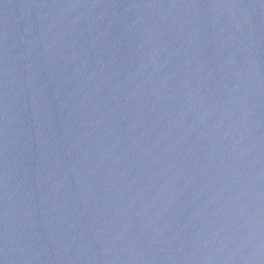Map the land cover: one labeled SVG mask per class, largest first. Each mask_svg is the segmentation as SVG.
<instances>
[{
    "label": "water",
    "instance_id": "95a60500",
    "mask_svg": "<svg viewBox=\"0 0 264 264\" xmlns=\"http://www.w3.org/2000/svg\"><path fill=\"white\" fill-rule=\"evenodd\" d=\"M0 264H264V0H0Z\"/></svg>",
    "mask_w": 264,
    "mask_h": 264
}]
</instances>
